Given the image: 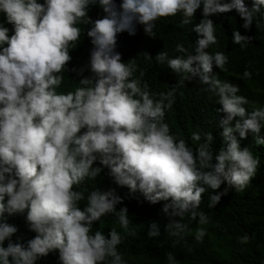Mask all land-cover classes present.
I'll return each mask as SVG.
<instances>
[{
    "label": "clouds",
    "instance_id": "clouds-1",
    "mask_svg": "<svg viewBox=\"0 0 264 264\" xmlns=\"http://www.w3.org/2000/svg\"><path fill=\"white\" fill-rule=\"evenodd\" d=\"M97 3L106 15L92 21L88 9ZM201 6L203 19L193 27L199 37L195 54L178 44L176 51L186 58L159 52L155 59L166 63L181 81L198 77L218 97L222 107L217 112L224 113L218 127L226 147L215 156L211 133L194 150L164 122L176 89L153 98L147 83L133 78L135 63L123 62L115 51L117 34L135 35L137 23L154 36L161 18L182 14L181 25H188ZM262 9L264 0H253L251 7L245 0H122L119 7L115 0H0V13L12 25L9 35V28L0 24V264H34L55 250L61 264H127L118 250L124 236L115 228L107 236L92 231L102 217L115 214L121 228L129 232L127 207L117 210L122 197L99 190L85 197L76 190L101 174L102 168L95 166L98 158L117 185L139 190L151 204L165 201L162 212L168 223L164 230L180 239L189 232L182 222L186 214L201 226L208 223L199 210L207 190L216 191L227 182L243 192L260 160L248 147L241 148L235 133L246 138L251 131L255 143L264 145L260 135L264 107L253 106L249 111L248 99L237 94L239 86L213 73L214 66L227 71L229 57L208 51L218 43L209 17L235 10L242 26L249 29ZM89 23L93 25L87 35L94 45L90 56L94 76H82V86L74 91L58 92L72 59L69 50L81 37L78 25ZM251 40L238 30L233 32L232 42L241 49ZM146 58L152 57L147 54ZM251 76L246 69L243 78ZM191 138L201 140L198 132ZM226 193L227 188L210 195L208 206L213 208ZM26 209L29 227L37 233L27 247L11 241L18 229L5 217ZM160 234L158 223H150L147 235ZM204 235L205 229L198 227L195 239L201 241ZM238 239L245 244L249 237ZM166 255L169 264H176L171 252Z\"/></svg>",
    "mask_w": 264,
    "mask_h": 264
},
{
    "label": "trees",
    "instance_id": "trees-1",
    "mask_svg": "<svg viewBox=\"0 0 264 264\" xmlns=\"http://www.w3.org/2000/svg\"><path fill=\"white\" fill-rule=\"evenodd\" d=\"M38 2L43 3V0ZM115 2L119 7L122 0ZM252 2L253 0H245L248 7L252 6ZM105 15L99 3L89 6L88 16L92 21ZM209 18L215 24L218 43L211 45L208 51L213 54L217 51L223 52L229 57L227 71H221L214 66L213 73L221 81L239 86L240 91L237 94L248 99L249 104L245 107L249 111L253 106L264 107V9L261 13L255 14L254 22L249 29L242 26L243 20L235 10ZM182 19V14L161 18L156 22L154 36L146 34L144 25L137 23L135 35H130L127 31L117 34L115 51L121 54L123 62L135 63L137 70L133 78H139L142 84L147 83L153 98L159 99L161 92L167 93L173 88L176 89L172 107L165 109L164 122L169 125L173 135L183 138L194 150L204 142L206 134L211 133L214 139L210 147L215 156L226 147L220 135L222 128L218 127L219 119L224 116L223 112H217V109L222 107L217 103L218 97L209 91L208 86L201 83L198 77L181 81L166 63L159 64L155 59L159 52H166L169 57L186 58L185 53L176 51L178 44H182L189 52L195 54L196 41L199 37L193 27L203 19L202 6L196 11L190 24L182 26ZM0 24L8 27L9 35L12 34V25L7 23L3 13H0ZM78 26L82 30L81 37L76 46L69 50L72 59L62 73L64 77L62 84L57 88L61 93L81 87L82 76H94L90 70V56L94 45L87 35V31L93 25L89 23ZM235 30L252 37L246 48L241 49L240 45L232 42ZM147 54L152 58H146ZM246 69L252 73L250 79L243 78ZM235 119L232 122L233 126ZM193 132L200 134V141L191 138ZM235 135L241 148L248 147L253 155L259 158L260 166L257 173L243 192H236L225 182L220 189L216 191L209 189L203 193L199 210L207 215L208 223L201 226L198 221L190 219V214H186L182 222L188 225L189 232L183 239L169 236L164 230L168 223V218L162 212L165 201L151 204L139 190L132 192L127 186L117 185L108 175L109 168L102 165L98 158L95 166L102 168L101 174L95 180H86L76 190L82 191L85 197L93 190L114 191L116 195L122 197V203L117 206V210L126 206L131 223L129 232L125 233L118 217L115 214H108L93 225V233L99 230L107 236L110 230L115 228L124 236L125 239L118 246V250L127 264H169L166 255L168 252L174 255L176 264H264V145L255 143L251 131L247 133L246 138H241L238 132ZM260 135L264 136V130ZM226 188L227 193L221 197L220 202L210 208L208 206L210 195L224 192ZM86 203L85 199L80 202V206L83 207ZM27 211L26 209L23 213L5 214L7 222L18 229L11 237V241L25 247L28 241L37 235L29 227ZM152 222L158 223L160 227L161 234L158 237L150 238L147 235ZM198 227L205 229L201 241L195 239ZM133 231L135 235L131 234ZM245 235L249 240L242 244L238 238ZM7 243L6 240L3 246L7 247ZM34 264H61L59 250L39 258Z\"/></svg>",
    "mask_w": 264,
    "mask_h": 264
}]
</instances>
